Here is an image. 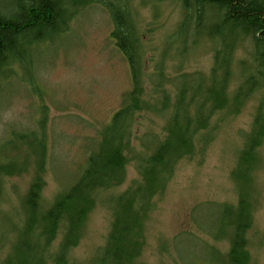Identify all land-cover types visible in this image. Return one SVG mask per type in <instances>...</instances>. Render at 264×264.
<instances>
[{
  "label": "trees",
  "instance_id": "16d2710c",
  "mask_svg": "<svg viewBox=\"0 0 264 264\" xmlns=\"http://www.w3.org/2000/svg\"><path fill=\"white\" fill-rule=\"evenodd\" d=\"M77 1L1 0L0 76L5 74L4 68L21 58L33 39L45 36L53 40L59 36L51 35L56 31L64 35L75 16L71 7ZM180 2L182 17L165 51L175 50L182 57L209 44L213 48L209 72L179 70L169 81L159 66L152 81L151 97H156L153 101L146 90L153 79L145 64V36L137 9L130 0L106 3L114 24L111 38L128 61L132 88L103 128L96 147L89 151L78 177L49 203L43 198L45 119L39 121L40 138L32 152L36 155V175L24 197L23 218L3 264H79L71 253L81 242L89 215L104 192L117 190L126 182L127 167L132 162H136L139 180L132 181L122 192H110L112 197L106 200L112 214L110 231L90 264H144L141 259L147 245L146 226L155 209V199L166 192L182 161L205 155L216 127L214 118L239 114L249 99L259 93L251 129L242 134V149L231 172L237 203H214L218 210L214 225L198 224L213 242L228 245L222 252L206 243L201 253L206 264H251L256 171L264 144V0ZM245 46L249 48L250 60L238 56ZM235 78L238 82L233 87ZM169 82L173 95L165 89ZM37 89L34 87L35 93ZM143 113L162 116L164 127L159 138L149 141V146L142 145L145 149L138 152L135 129ZM223 118L219 117V121ZM26 137L13 133L16 141L23 142ZM13 162L0 164V204L5 199L6 179L23 172L13 167Z\"/></svg>",
  "mask_w": 264,
  "mask_h": 264
},
{
  "label": "rangeland",
  "instance_id": "374dc122",
  "mask_svg": "<svg viewBox=\"0 0 264 264\" xmlns=\"http://www.w3.org/2000/svg\"><path fill=\"white\" fill-rule=\"evenodd\" d=\"M109 1L90 0L75 13L68 34L34 52L32 60L19 65L12 73L0 76V164L11 160L13 167L23 170L4 183L0 264L11 248L24 196L36 175V155L32 152L36 139L40 138L39 121L45 119L42 132L47 158L43 198L49 203L78 177L89 151L96 147L103 128L132 88L128 61L111 38L114 24L106 5ZM130 2L137 9L139 26L145 36V64L153 79L146 88L150 97L159 66L169 81L179 70L209 72L213 63V48L209 44H202L182 57L175 50L165 51L182 17L180 0ZM248 50L247 46L241 49L239 58L250 60ZM237 82L235 78L233 87ZM34 87L38 88L36 93ZM165 89L174 94L170 82ZM259 98V93L250 98L237 115L225 118L223 114L217 115L213 139L205 155L179 164L166 192L155 199V209L147 221V245L142 263L206 264L201 256L206 243L222 252L227 250L226 242H213L198 224L214 225L218 215L214 203H237L231 172L242 149V134L251 129ZM151 99L155 101L156 97ZM141 117L135 129L139 140L134 145L138 152L145 149L142 145L149 146V141L159 138L164 127L162 116L143 113ZM219 117L223 119L219 121ZM13 133L27 137L23 142L16 141ZM259 152L262 160L256 171L251 264H264V144ZM136 180L139 175L136 162H132L127 167L126 182L100 196L85 224L80 244L71 253L75 263L94 261L97 249L107 241L112 223L111 210L106 205V200L112 197L110 192H122Z\"/></svg>",
  "mask_w": 264,
  "mask_h": 264
},
{
  "label": "bare ground",
  "instance_id": "6f19581e",
  "mask_svg": "<svg viewBox=\"0 0 264 264\" xmlns=\"http://www.w3.org/2000/svg\"><path fill=\"white\" fill-rule=\"evenodd\" d=\"M154 2H160L158 0H153ZM1 2V0H0ZM88 3H90V0H79L77 1V3L75 5H73L71 7V10H73V14L77 13V11L80 9V8H83L84 6L88 5ZM69 33V30L64 34L63 32L59 31V32H53L51 35L52 36H57L59 35L57 38L53 39L52 38H48L45 36L40 38V40H36L33 39L30 43V47L29 48H26L25 51H23L22 53V56L21 58H18L16 60H14L12 63H14L12 66L8 67V68H4V71L5 72H8V73H12L13 69L15 68H18L19 65L23 64V63H26L30 58L31 56L34 54V52L38 51L40 48L46 46L49 42H53L57 39H59L60 37L62 36H65L66 34ZM62 35V36H61ZM39 42V43H38ZM56 42V41H55ZM32 60V59H30ZM7 164H11V161H8ZM27 193V192H26ZM5 194V193H4ZM25 197V196H24ZM1 206L2 204H0V216H2V209H1ZM23 218V205H22V212H21V218L20 220ZM9 252V251H8ZM8 252L6 253L5 257L7 256ZM4 257V259H5ZM4 259L2 260L1 264H3L4 262Z\"/></svg>",
  "mask_w": 264,
  "mask_h": 264
}]
</instances>
